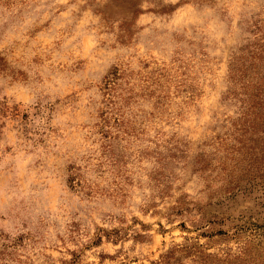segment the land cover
I'll use <instances>...</instances> for the list:
<instances>
[{"label": "rangeland", "instance_id": "374dc122", "mask_svg": "<svg viewBox=\"0 0 264 264\" xmlns=\"http://www.w3.org/2000/svg\"><path fill=\"white\" fill-rule=\"evenodd\" d=\"M177 246L264 264V0H0V264Z\"/></svg>", "mask_w": 264, "mask_h": 264}, {"label": "trees", "instance_id": "16d2710c", "mask_svg": "<svg viewBox=\"0 0 264 264\" xmlns=\"http://www.w3.org/2000/svg\"><path fill=\"white\" fill-rule=\"evenodd\" d=\"M139 11L138 8H133V10H131V12H133L134 14H136ZM182 249L180 248V246H177L176 248L169 250L167 253H165L164 256H162V258L155 262V264H167L170 260V258H174L175 254L178 253L179 251H181Z\"/></svg>", "mask_w": 264, "mask_h": 264}]
</instances>
